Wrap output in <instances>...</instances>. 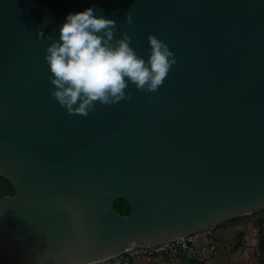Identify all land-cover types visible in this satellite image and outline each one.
Returning a JSON list of instances; mask_svg holds the SVG:
<instances>
[{
  "label": "water",
  "instance_id": "1",
  "mask_svg": "<svg viewBox=\"0 0 264 264\" xmlns=\"http://www.w3.org/2000/svg\"><path fill=\"white\" fill-rule=\"evenodd\" d=\"M87 8L145 60L149 34L168 46L158 91L87 116L51 97L36 32ZM0 177V264H89L263 208L264 0H0Z\"/></svg>",
  "mask_w": 264,
  "mask_h": 264
},
{
  "label": "clouds",
  "instance_id": "2",
  "mask_svg": "<svg viewBox=\"0 0 264 264\" xmlns=\"http://www.w3.org/2000/svg\"><path fill=\"white\" fill-rule=\"evenodd\" d=\"M132 25V12L125 21ZM116 21L97 16L93 8L69 13L58 33V40L38 29V37L50 41L45 60L50 75L51 97L67 114L87 116L98 102L111 106L131 100L129 84L138 91L156 92L175 64L173 53L156 36L147 37V59L130 47L126 33L116 39Z\"/></svg>",
  "mask_w": 264,
  "mask_h": 264
},
{
  "label": "crops",
  "instance_id": "3",
  "mask_svg": "<svg viewBox=\"0 0 264 264\" xmlns=\"http://www.w3.org/2000/svg\"><path fill=\"white\" fill-rule=\"evenodd\" d=\"M213 245L214 249L208 247ZM203 257L215 264H264V207L213 228L212 235L196 243ZM203 248H207L202 252ZM125 264H196L179 255L138 257Z\"/></svg>",
  "mask_w": 264,
  "mask_h": 264
},
{
  "label": "built area",
  "instance_id": "4",
  "mask_svg": "<svg viewBox=\"0 0 264 264\" xmlns=\"http://www.w3.org/2000/svg\"><path fill=\"white\" fill-rule=\"evenodd\" d=\"M212 232L213 228H206L191 234L180 236L171 241L107 257L89 264H125L138 257H153L156 255H166L170 258L182 255L196 264H215L212 259L203 257L201 251L196 248L198 240L200 238L211 236ZM208 248L213 250L214 246L211 245ZM205 249L207 248H203L202 252Z\"/></svg>",
  "mask_w": 264,
  "mask_h": 264
},
{
  "label": "trees",
  "instance_id": "5",
  "mask_svg": "<svg viewBox=\"0 0 264 264\" xmlns=\"http://www.w3.org/2000/svg\"><path fill=\"white\" fill-rule=\"evenodd\" d=\"M4 194H13V188L8 181L0 177V197ZM127 206L126 202L122 199H117L114 203L115 210L120 214H127L129 209H124ZM128 207V206H127Z\"/></svg>",
  "mask_w": 264,
  "mask_h": 264
},
{
  "label": "rangeland",
  "instance_id": "6",
  "mask_svg": "<svg viewBox=\"0 0 264 264\" xmlns=\"http://www.w3.org/2000/svg\"><path fill=\"white\" fill-rule=\"evenodd\" d=\"M127 208H128V207L125 205V206H124V209L126 210Z\"/></svg>",
  "mask_w": 264,
  "mask_h": 264
}]
</instances>
